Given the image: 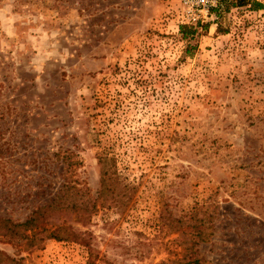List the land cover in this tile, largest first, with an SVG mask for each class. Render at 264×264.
Returning a JSON list of instances; mask_svg holds the SVG:
<instances>
[{"label": "rangeland", "instance_id": "obj_1", "mask_svg": "<svg viewBox=\"0 0 264 264\" xmlns=\"http://www.w3.org/2000/svg\"><path fill=\"white\" fill-rule=\"evenodd\" d=\"M242 1L185 34L181 0H0L1 251L17 264H264V0ZM100 161L120 174L112 193ZM70 181L89 216L63 207L48 223L86 242L20 246L4 221Z\"/></svg>", "mask_w": 264, "mask_h": 264}, {"label": "trees", "instance_id": "obj_2", "mask_svg": "<svg viewBox=\"0 0 264 264\" xmlns=\"http://www.w3.org/2000/svg\"><path fill=\"white\" fill-rule=\"evenodd\" d=\"M224 0H221L220 6L218 7L219 11L224 7ZM246 0L242 1V3H245ZM256 6L258 8H262L263 3H260L256 1ZM183 26V32L185 34H188L185 32L184 29L186 27L191 28H197V26H188V25H182ZM192 33V32H191ZM115 161L114 157H112V162ZM101 164H104L105 170L103 169L102 174V193L105 192V190H109L112 193L111 189V182H119L120 181V174L117 171L114 164H105L103 161H100ZM86 194L84 190L81 187H78L74 182H66L65 185H63L62 193L59 194L49 205L39 207L33 213L31 216L22 222L12 223L10 220H5L6 226H8V229L11 231V234L15 236L14 238H17V243L20 244V246L25 245H31V246H37L39 239H36L37 235L39 234H47L50 238H59V239H66L71 241H79L82 243L86 242V237L84 233L76 230L71 225H57V224H49L48 218L56 214L58 212H61L62 209H68V212L70 209L74 208L79 216L78 218H87L89 214L88 212H83L81 209H86L90 206L91 200L88 198H85ZM72 200V204L68 201ZM64 203V205H63ZM93 207L96 206L95 203L92 204ZM91 205V206H92ZM34 238V239H33ZM23 239H26L24 241ZM33 239V240H30ZM31 241V242H30ZM19 259H16L12 256H10L8 253L0 250V264H17ZM193 264H201L202 260L196 256L192 261Z\"/></svg>", "mask_w": 264, "mask_h": 264}, {"label": "built area", "instance_id": "obj_3", "mask_svg": "<svg viewBox=\"0 0 264 264\" xmlns=\"http://www.w3.org/2000/svg\"><path fill=\"white\" fill-rule=\"evenodd\" d=\"M221 0H181L179 21L181 25L197 26L214 16Z\"/></svg>", "mask_w": 264, "mask_h": 264}]
</instances>
